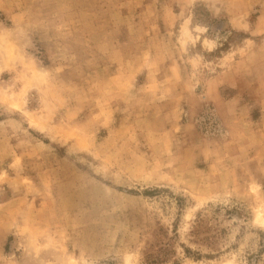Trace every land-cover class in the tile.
<instances>
[{
  "label": "rangeland",
  "instance_id": "1",
  "mask_svg": "<svg viewBox=\"0 0 264 264\" xmlns=\"http://www.w3.org/2000/svg\"><path fill=\"white\" fill-rule=\"evenodd\" d=\"M0 264H264V0H0Z\"/></svg>",
  "mask_w": 264,
  "mask_h": 264
}]
</instances>
